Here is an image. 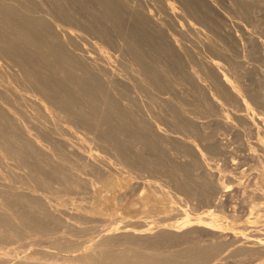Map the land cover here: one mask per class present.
<instances>
[{
	"label": "bare ground",
	"instance_id": "bare-ground-1",
	"mask_svg": "<svg viewBox=\"0 0 264 264\" xmlns=\"http://www.w3.org/2000/svg\"><path fill=\"white\" fill-rule=\"evenodd\" d=\"M249 2L250 0H124V7L130 18L148 31L146 39L144 40L149 41L148 43H151L156 50H160L161 53H163L161 56L165 57L171 64H174L171 65L173 67L170 73L171 79H169L165 76L167 72L165 70L167 68L165 67L168 66L165 62H163L165 63L164 65L157 64L159 67H162L159 69L154 62H151L149 59L147 60V57H145L146 53H142L143 48L141 44L144 43V40L142 43L139 42L140 40L137 41L138 39L136 36L138 35L135 34L136 31L121 37V39H118L117 43L118 51L121 53L119 56L123 57V60L125 59V61L128 62L127 65L130 69L128 73L131 74L127 76L129 74H121L119 71L120 69H118L119 67L117 65L115 66L116 63L119 64V66L121 64L120 60H122V58H119V53L117 54V60L115 59L116 63L112 61V55L110 56L112 52L107 50L106 54L110 52L107 56L103 53L104 51L102 52V49L105 51L106 49L101 45L99 54H91L88 48L84 45L82 46V43L80 44L79 38H81V36L76 32L78 28L75 31L72 30V27H68L70 24H67V27L62 26L57 21L54 11L50 8L51 6H47L44 0H0V167L10 174L8 176L6 175L7 177L4 178L5 181L1 180V194L5 193L10 195V197L14 196L22 199L24 198L23 200L26 199V201L28 200L32 206H36L39 209H37V213L44 205L50 212H54L53 214L57 213L58 216L60 215L59 217L64 216L65 218H62L67 219L68 222H66L73 225V229L74 227L77 228V225L70 222V219L75 220L78 219L79 216L83 217L84 211L89 213V211H87V209L90 208L89 206L88 208L78 206L80 209L77 208V211L74 212L75 210L72 209V211L71 208L69 209L67 207L69 206L66 202L67 199H62V202L53 200L56 203L54 204L52 200L50 201L49 198L41 193L44 192L43 188L47 185H50V187L52 186L51 188H55L56 191L63 192L65 191L63 189H71L73 194L76 192L79 193L80 189H82L80 184L82 182L79 181L85 179V177L82 179L83 177L81 178L79 173L84 169H81L79 173H77L78 167L76 169V165L67 164L68 166L64 168L67 172L62 171L66 172L68 177L70 176L72 180L76 181L74 183L68 181L66 185L61 182V179L60 182L55 181L50 183L45 179H34L33 170L35 169L32 170L33 167L30 169V162H32L30 159L34 154H37L48 157L51 161L58 164L60 160L62 165H64L61 155L65 153L76 162H85L91 169L94 168L92 170L97 171L99 169L100 172H104L103 174L113 176V173L118 170L107 158L102 156L105 152L103 151L104 153L100 155L96 153V151L93 152L94 149L92 150L90 148L91 146L87 145V140L90 139L88 136L89 133L97 137V129L95 132L92 122L87 121L84 113L75 108L77 103L81 105L87 103V105L91 107L90 110L97 112L95 113L96 116L92 114L93 112H90V115L96 118L101 117L100 114L102 116H108V113L113 115V112L116 110L122 112L123 116L130 115L131 118V114L134 113V107H132L131 103L130 106L128 105L129 103L122 102V96L119 97L120 94L117 93L119 88L122 89L121 86L130 87V89L134 87L132 89H135L137 92L138 86L144 85L147 89L155 93L158 101L157 104H160L163 113L168 118H166L164 114H160L161 116L163 115L166 119H172L176 121V123L179 122L177 124H180L182 121L191 128L200 130L201 132V134H199L200 132H196L199 134L196 135L189 130L188 133L177 135L175 132L179 128L177 127L175 131V126L173 128L175 131L174 134H169L162 128V124L160 125L162 122L158 121L162 118L156 115L158 117L157 119L153 117L154 115H149V113L146 112L148 109L143 110L144 112L141 111L142 118L138 117L140 119L137 124L138 130L142 132L149 130L152 132L153 136L164 141L166 144L175 142L179 145V148L180 146L184 148V151L181 150L184 153L183 156L179 157L186 160L185 162L188 164V166L186 164L187 167H189V165L192 167L193 170L191 169V171L195 173V178L197 177L198 179L200 189H198L200 191V197H198L199 199L201 198V200H198L197 202L199 203L195 204V200L198 199L195 197L193 201L194 204L191 205L193 206L192 210L185 209L181 204V206L179 205L182 200V198H179L180 196L178 197L177 195L176 199H172L173 197H164L167 195L165 191L166 186H163L165 188L163 191L160 188L161 185L159 182L153 184L154 182L148 181L145 184L143 181V183H141L143 184V188L148 185V187L145 188L151 191L152 188L150 189V187H154L158 189L157 192L163 195L158 196L156 193H153L155 196L152 195V198H156L157 201H163L161 210L166 216L157 222H148V219L145 220L146 218L135 221L130 219V222L128 220L126 223L123 222L122 225H115L112 229L99 230L96 232V237L91 239V243L83 249L82 253L69 258L73 260L70 263L74 264V261L76 260L77 262L78 260L81 262H78V264H216L222 262L226 258H232L237 261L256 258L259 261L258 264H264V95H262L263 92L258 95L255 86L249 84L247 81L246 75L248 71H251V69H249L251 65L248 67V64L245 63L246 56L254 49L261 51L264 57V41L263 39L261 40V38L259 39L246 25L251 13ZM121 7H123V4ZM119 14L121 13H118V17L120 16ZM69 18H71V16ZM132 23L133 22H131V24ZM129 26L131 25L129 24ZM95 33L104 46L107 43L106 41H110V39L108 40L106 37V33ZM144 36L145 35H143V37ZM139 37L141 39V35ZM156 50L155 52H157ZM110 57L112 59H110ZM153 57L151 59L157 62V59ZM126 72L124 74H126ZM261 72V77L264 78V71ZM258 89L260 90L261 88ZM73 91L77 92L78 94H75L81 96L82 99H74L72 97L73 94H71ZM191 92H197L200 98H196L194 94L190 98ZM125 98L127 100V97ZM134 99H132V101ZM148 100L149 99L146 100L145 98L143 101L148 102ZM137 102L138 100L135 103L138 104ZM145 102L142 103L144 104ZM143 104H140V106ZM150 104H152V102ZM150 104L148 106L151 108L152 105ZM138 105H135V107ZM153 106L155 105L153 104ZM154 110L157 109L154 107ZM159 111L158 109L157 113L154 112L158 114ZM112 115L109 116L110 119L112 117L116 119V116ZM115 115L118 114L116 113ZM100 119L102 120V118ZM210 120H219L223 131L233 135L239 146L233 147L236 142L232 141V138L228 139L227 142H223L219 134L211 133L209 131ZM116 122L119 121L116 120ZM128 122L129 121H127V123ZM215 122L216 121H214V123ZM167 125L169 124L167 123ZM164 126L165 125H163V127ZM177 126L180 127V125ZM168 127L170 128V126ZM78 128L84 129L88 134L84 132H82L83 134L79 133L80 131L77 130ZM122 128V131L124 130L122 133L124 134L127 127H125V129L124 127ZM180 130H182L181 127ZM187 131L188 130L185 129L184 132ZM100 132H102V130ZM128 132H126V135L132 133ZM131 138L135 140L137 137L135 135V139L134 136H131ZM156 138L153 140H156ZM107 139L109 138L106 137L105 141L100 143L107 144L108 141L110 142V140ZM133 140H131V143ZM123 141L126 143L125 140ZM112 144L114 143L112 142ZM149 145L151 144L149 143ZM172 145L171 143V146ZM137 146L139 147L140 145ZM163 146L165 147L164 144ZM172 147L174 148V146ZM58 148L63 151L61 154L59 153L61 150L58 151ZM139 148H141V146ZM133 150L135 151V148ZM170 151L176 153V150L170 149ZM175 153L169 157H173ZM177 155H179V152H177L176 156ZM123 157L119 156V158ZM174 157L173 159L175 160ZM151 161L153 160L151 159ZM167 161L169 160L166 159V163ZM68 162L71 163V161ZM133 162L134 160L131 163ZM182 162L184 161L182 160ZM183 164L184 163L181 165ZM1 170L0 175L2 174ZM181 172H183V170ZM190 173H188V175ZM63 176L64 180L67 179L65 178L66 174ZM119 177H116L115 181L113 180L115 191L116 188H126L129 185H127L126 179H119ZM126 177L127 176H125V178ZM0 179H2L1 176ZM157 179H159V177ZM86 181L87 179L84 180V185ZM151 181L153 180L151 179ZM90 182L86 183V192L94 197L97 192L93 190L94 187ZM186 182H188V180ZM34 183H36V185ZM138 183L137 187L140 185V182ZM134 184L136 186V183ZM191 185L194 188L193 184ZM137 187L133 188L137 189ZM140 187H138V189ZM183 187L185 186L183 185ZM189 187L192 191L193 188L191 186ZM131 188L132 186H130V189ZM185 188L187 189V187ZM185 188L182 189L186 190ZM48 190L50 191V188H48ZM68 190L66 193H69ZM196 191L197 190H195V192ZM195 192H191V194L193 195ZM144 193H140L141 199ZM184 193L186 194V192ZM50 194L52 195V193ZM8 195L7 197H9ZM190 197L194 198L193 196ZM239 197H241L242 200L237 202ZM188 199L189 198H187V200ZM166 200H169V202L167 201L166 203ZM26 201H24L25 206L27 205ZM38 201H44L41 207L38 206ZM69 201L73 200L69 199ZM20 202L21 204L19 205H22L23 202ZM30 203L29 206L31 205ZM0 207L3 209L1 205ZM26 207L28 208V206ZM81 208L84 210L83 212ZM98 209H96L95 205L89 209L91 210L90 214H92V217H95L93 215L98 216ZM4 210L6 211V209ZM145 212H149V210L146 209ZM57 214H55V216ZM90 214H84L85 218L88 216L91 217ZM8 215H11V213ZM10 218L16 221L15 217L13 218V216H11ZM22 220L23 219H21V222ZM64 223L63 226H65ZM97 227H95L94 231H96ZM32 232H34V230ZM157 236H160L162 239L166 238L169 242L171 241L169 239L175 240L173 238L184 239V244L187 247L180 248V250L177 251H168L167 249L166 251L159 246L156 247L153 243L154 247L151 245V247H146L143 250L140 249L142 251L138 250V252L134 248L136 246L133 247V244L130 242L135 240L144 241L143 239L146 240L148 238L154 239V237ZM117 238H125L124 240L130 243L125 242L119 244L117 242V244L116 241H113ZM67 239L69 238H66V241H68ZM155 241L156 239L151 242ZM112 242L116 244H112ZM158 242L160 245L161 242ZM163 243L160 246L166 245V242ZM147 244L148 242L146 245ZM143 245L145 244H142V246ZM69 249L71 250V248ZM49 255L50 252L48 256ZM55 259H57V257ZM66 259L68 260V258ZM31 260L32 259H30V261ZM20 261L21 264H26L27 262H24V258L23 262L21 259ZM2 264L7 263L2 262Z\"/></svg>",
	"mask_w": 264,
	"mask_h": 264
},
{
	"label": "rangeland",
	"instance_id": "rangeland-1",
	"mask_svg": "<svg viewBox=\"0 0 264 264\" xmlns=\"http://www.w3.org/2000/svg\"><path fill=\"white\" fill-rule=\"evenodd\" d=\"M45 1V3H47V6H51L50 8L54 11V13H55V16H56V19H57V21L62 25V26H65V27H67L66 25L67 24H70V25H68V27L70 26V28L72 27V30H77V28H78V30L76 31L78 34H80V36H81V38H79V42H80V44L83 46H85L86 48H88V50H90L91 51V54H99L100 53V45L101 46H103L105 49H106V51L105 50H103L102 49V52L103 53H107V50L108 51H110V52H112V53H110V52H108V54L110 53V56L111 57H113V62L114 63H116V60H117V58H118V56L121 54L119 51H118V39H121V37H124L126 34H128V33H134V31H136L135 32V34L136 35H138V36H136V38L138 39L137 41H139L140 43H142L143 42V40L144 39H146V36H147V33H148V31L147 30H145L139 23H137L135 20H133V19H131L130 18V16H129V14L127 13V11H126V9H125V7H124V5H125V3H124V0H44ZM54 1V2H53ZM100 1H101V3H100ZM114 1V2H113ZM119 1V2H118ZM132 1H139V0H132ZM48 2H49V4H48ZM96 2V3H95ZM99 2V3H98ZM106 2H107V5H106ZM58 3V4H57ZM123 4V7H121L122 6V4ZM111 4V5H110ZM116 4V5H115ZM94 5V6H93ZM71 6V7H70ZM73 6V7H72ZM99 6H102V7H104V8H102V7H99ZM54 8V9H53ZM118 8V9H117ZM249 8H250V16H249V18H248V21L246 22L247 24V27L249 28V30L250 31H252L253 33H255V35H257V37L260 39L261 38V40L263 39V41H264V25H263V23H264V0H250V2H249ZM57 10H59V11H57ZM65 10V11H64ZM64 11V12H63ZM94 11V12H93ZM98 11V12H97ZM103 11V12H102ZM122 11V12H121ZM60 12V13H59ZM91 12H93V13H91ZM118 13H121V14H119L120 16V18L118 17ZM261 13V14H260ZM61 14V15H60ZM67 14V15H66ZM100 14H101V16H100ZM109 14H110V18H109ZM127 14V15H126ZM69 15V16H68ZM74 15V16H73ZM96 15V16H95ZM105 15V16H104ZM108 15V16H107ZM63 16H65V17H63ZM71 16V18H69ZM107 16V17H106ZM124 16H125V18H124ZM75 17V18H74ZM112 17H113V19H112ZM114 17H115V19H114ZM251 17V18H250ZM74 18V19H73ZM97 18H98V20H97ZM63 19V20H62ZM128 19V20H127ZM71 20V21H70ZM100 20V21H99ZM115 20H116V22H115ZM119 20V21H118ZM122 20V21H121ZM251 20V21H250ZM259 20V21H258ZM68 21H70V22H68ZM255 21V22H254ZM90 22V23H89ZM107 22V23H106ZM131 22H133L132 24H131ZM104 23V24H103ZM93 24V25H92ZM129 24L131 25V26H129ZM99 26V27H98ZM113 26H115V27H113ZM141 26V27H140ZM254 26V27H253ZM263 26V27H262ZM111 27V28H110ZM132 27H134V28H132ZM142 28V29H141ZM113 29V30H112ZM120 29H122V30H120ZM132 29V30H131ZM135 29V30H134ZM262 29V30H261ZM110 31V32H109ZM111 31H113V32H111ZM95 32H102V33H106V37L108 38V40L110 39V41H106L107 43L105 44V46L103 45V44H101L102 43V41L98 38V35L95 33ZM140 32V33H139ZM145 32H146V34H145ZM112 33V34H111ZM117 34V35H116ZM123 34V35H122ZM83 35V36H82ZM108 35H110V36H108ZM141 35V39H140V36ZM143 35H145L144 37H143ZM120 36V37H119ZM263 36V37H262ZM95 37V38H94ZM81 40V41H80ZM100 40V41H99ZM96 42V43H95ZM149 41H145L144 40V45L143 44H141V47L145 50V52H144V50L142 49V53H146L145 54V57H147V60L149 59V60H151V62H154L155 64H156V66H158V65H164L165 63L169 66H167V67H165V68H167V69H165L167 72H166V74H165V76H167V78H169V79H171V75H170V73H171V71H172V67L173 66H171L172 64H171V62L170 61H168L165 57H163V56H161V55H163V53H161V51L160 50H156L155 49V47H153V45L150 43H148ZM108 43H110V44H108ZM143 45V46H142ZM149 45V46H148ZM93 46V47H92ZM145 47V48H144ZM153 47V48H152ZM148 49V50H147ZM151 51H150V50ZM155 50L157 51V52H155ZM256 50V51H255ZM93 52V53H92ZM117 52V53H116ZM256 52V53H255ZM116 53V54H115ZM119 53V54H118ZM153 55H152V54ZM159 53V54H158ZM253 53V54H252ZM108 54H106L107 56H108ZM117 54H118V56H117ZM152 56H151V55ZM114 55V56H113ZM154 55H156V56H154ZM142 56H143V54H142ZM149 56H151V57H149ZM154 56V57H153ZM110 57V59H112ZM121 56H119V58H120ZM154 58V59H157L156 61L157 62H155V60H153V59H151V58ZM161 57H163V58H161ZM122 58V60H120V66H119V64H115V66L117 65L118 67V69H120L119 71L121 72V74H123V75H127V74H129L128 73V70H129V72H130V69H129V67H128V65H127V61H125V59L123 60V57H121ZM120 58V59H121ZM161 58V59H160ZM249 58V59H248ZM116 59V60H115ZM160 59V60H159ZM163 59H165V60H163ZM256 59V60H255ZM248 60V61H247ZM158 61H159V63H158ZM162 62V63H161ZM163 62H165V63H163ZM170 62V63H169ZM249 62V63H248ZM257 62V63H256ZM114 63H113V65H114ZM125 63H126V65H125ZM170 65H169V64ZM245 63L246 64H248V67L250 66V68L249 69H251V71H248V73H247V81L249 82V84H251V85H253V86H255V88H256V92H258L257 94L259 95V93L261 94L262 92V95H264V78L263 77H261L262 75V72L261 71H264L263 69H264V57H263V53L261 52V51H259L258 49H254L250 54H248L247 56H246V58H245ZM158 64V65H157ZM174 65V64H173ZM254 66V67H253ZM159 67V66H158ZM252 67V68H251ZM122 68H123V70H122ZM162 67H159V69H161ZM258 68V69H257ZM263 68V69H262ZM123 72H122V71ZM125 70V71H124ZM127 71V72H126ZM126 72V74H124ZM259 72H261V73H259ZM251 73V74H250ZM131 74V73H130ZM130 74L129 75H127V76H130ZM163 74H164V70H163ZM256 75V76H255ZM170 76V77H169ZM251 76V77H250ZM249 77V78H248ZM252 77H254V78H252ZM256 77V78H255ZM260 80V81H259ZM252 82V83H251ZM259 82V83H258ZM260 85V86H259ZM121 88L122 89H120V90H122V91H120L119 89H118V91H117V93H119L120 94V96L119 97H121L122 96V98L124 99H122L121 98V100H122V102L123 103H129L128 105H130V103H131V105H132V107H134V113L133 114H131V118H130V115H124L123 116V113L122 112H119V110H116L115 112H113L114 114L112 115L111 113H108V116L107 115H101L100 113H98V114H100V116L101 117H94L93 115H95L96 116V114L95 113H97V112H94L93 110H90V105L88 106L87 105V103H85V104H83V105H81V104H79V103H77L76 104V110H79V111H81L82 113H84V116H85V119L87 120V121H89V122H92V125H93V129H94V131L96 132V129H97V137H96V135H94V134H91V133H89V137H90V139L89 140H87V145L88 146H91L90 148L93 150V152H95L96 151V153H99L100 155H102L104 152V154L102 155V156H104L105 158H107L115 167H116V169L119 171V170H121V171H117V172H114L113 173V176L112 175H107V174H103L104 172L103 171H101L100 172V170L98 171H95V170H92V169H94V168H92L91 169V167L90 166H88V165H86V163L85 162H76V161H74L72 158H70L68 155H66L65 153L63 154L62 152V150H61V152H59L60 154L62 153V157H63V164L64 165H62V162L59 160V164L58 163H55L54 161H51L50 160V158H48V157H43V156H41V155H37V154H34L33 155V157L30 159V161H32V162H30V169L32 168V170L33 169H35L36 170V172H35V170H31L32 172H33V177H34V179H37V180H42V179H45V180H47V181H49L50 183L51 182H55V181H58V182H60V179H61V182L62 183H64L65 185L66 184H68V181H70L71 183L73 182H75L76 180H72L71 178H70V176L68 177V174L66 173L67 171L64 169V168H66L68 165L67 164H73L74 166L76 165V169H77V167H78V169H77V173H79V171L81 170V169H84L83 171H80V173H79V176L82 178V179H84V177H85V179H87V181H86V183L87 182H90V180H91V182H93V183H91L90 182V184L95 188H93V190H96V192L98 193H96L97 194V196H96V194L94 195V197L93 196H91V194H87V192H86V183H85V185H84V180L83 181H79V182H82V183H80L81 184V188L82 189H80V192L79 193H74L73 194V192L71 191V189L70 190H68V192L69 193H66V189H63V190H65V191H63V192H61V191H56L55 190V188H51L50 187V185H47L46 187H44L43 188V190H44V192L43 193H41V194H43L44 196H46L47 198H49V200L51 201L52 200V202L54 203V204H56L53 200H58V202H60L62 199L63 200H68L69 201V199H71V200H73V201H67L66 200V202H67V204L69 205V206H67L66 204V206L70 209L71 208V210L73 209V210H75L74 212H76L77 211V208H78V206H81L82 208H88V206L90 207V208H88L87 209V211H89V213H86L82 208V212H83V217H81V216H79V218L81 219V218H83V219H70V222H72V223H75L76 225H77V228L76 227H74V229H73V225H70L69 223H67L68 221H67V219H63V218H65L64 216H62V217H59L58 216V214L57 213H55V214H57L56 216H55V214H53L54 212H50L44 205H43V202L41 201V202H39V205L38 206H42L41 207V209H40V211L37 213V211L39 210L36 206V208L34 207V206H32V204L28 201H26V199L25 200H23L22 198H20V197H14V196H11L10 197V195H8V194H5V193H2L1 194V192H0V205L3 207V209L0 207V243L2 244H0V249H2V250H0V264H2V262L3 263H7V264H21V261H20V259L22 260V262H23V258H24V262H26L28 259V261L26 262V264H72V263H70V262H72L73 260H70L69 258H71V257H74V256H77V255H79L80 253H82V251H83V249L85 248V247H87L90 243H91V239H94L95 237H96V235H97V233L96 232H98L99 230H104V229H112V228H114L115 227V225H117V226H119V225H122V223L124 222V223H126V222H128V220H129V222L132 220V221H135V220H138V219H141V220H143V219H145V220H147L148 222H157V221H159V220H161V218H163V217H165L166 215H165V213H163V211L161 210L162 209V207H163V201H160V200H158L157 201V199L156 198H152V195H154L155 196V194H153V193H156V195H158V196H163L162 194H160V192H157L158 191V189H155L154 187H150V189L152 188V190L150 191V190H147L146 188L148 187V185H147V187L145 188H143V184H141V183H143V181H144V183L146 184L148 181L149 182H154L153 184H156L155 182H159L160 183V185H161V189L164 191V189H165V191L167 192V195L166 196H164V197H167V198H169V197H173L172 199H176V196L178 195V197L179 198H182V200L180 201V203H179V205L181 204L182 206H183V208H185V209H189V210H192V207L193 206H191V205H193L194 204V200H195V197H196V199L197 200H195V204H198L199 202H197L198 200L200 201L201 200V198L199 199V197H200V189H199V183H198V179H197V177L195 178V173L193 172V171H191V169H192V167L189 165V167H187L188 166V164L185 162L186 160L185 159H183V158H181L182 156H183V152L182 151H184V148L182 147L181 148V146H180V148H179V145L177 144V143H175V142H171L173 145L172 146H174V148L171 146V143L169 142V144L167 143H165L164 141H162V140H160V139H158V138H156L155 136H153V134H152V132L151 131H141V130H138L139 128H137V124L139 123V118H142V112H144L143 110H147L146 112H148L149 113V115H154L153 117H155V118H157L158 119V117L159 118H162L161 120L159 119L158 121H160V122H162V123H160V125L162 124V128L163 129H165L169 134H174V132L176 131V128L178 127L179 129H177V131L175 132V133H177V135H180V134H184V133H188L189 132V130L190 131H192V132H194L196 135L200 132V130H196V129H194V128H191L190 126H188L187 124H185L184 122H180V124H177V123H179V122H177L176 123V121H174V120H172V119H166V118H168L164 113H163V111H162V109H161V107H160V104H157L158 103V101H157V98H156V95H155V93L154 92H152L151 90H149V89H147V87H145L144 85H140V86H138V88H137V92H136V90L135 89H132V88H134V87H132L131 89H130V87H122L121 86ZM142 88V89H141ZM258 88H261L260 90L258 89ZM140 89V90H139ZM145 90H147V91H145ZM259 90V91H258ZM125 91V92H124ZM121 92H122V94H124V95H122L121 94ZM78 94L77 92H74L73 91V93L71 92V94H73L72 95V97L74 98V99H82L81 98V96H78V95H76V94ZM129 94V95H127V94ZM194 94V96L196 97V98H200V95L197 93V92H191V96H189L190 98L192 97V95ZM78 96V97H77ZM142 96H144L145 98H146V100L147 99H149L148 100V102H152V104H150V103H148L147 101L145 102V101H143V100H145V98L144 97H142ZM125 97H127V100H129V101H127L126 100V98ZM135 98V99H134ZM138 98V99H137ZM143 98V99H142ZM131 99V100H130ZM132 99H134L133 101H132ZM140 99H141V101L142 102H145L144 104L140 101ZM153 99V100H152ZM192 99H194V98H192ZM192 99H190V100H192ZM138 100V104L140 103V104H143V105H141L142 106V108H141V106H140V104L138 105V104H136L135 102ZM125 101V102H124ZM130 101H132V102H130ZM135 101V102H134ZM156 101V102H155ZM134 104V106H133V104ZM146 103H148V104H146ZM152 105L151 106V108L148 106V105ZM153 104L155 105V106H153ZM130 105V106H131ZM135 105H138V106H140V107H138V106H136L135 107ZM80 106V107H79ZM86 106V107H85ZM89 108H88V107ZM153 107V108H152ZM154 107H155V109H157V110H154ZM157 107V108H156ZM144 108V109H143ZM151 109H153L156 113L158 112V109L160 110L159 111V113L158 114H156L153 110H151ZM88 110H90V111H88ZM136 110V111H135ZM140 111V112H139ZM142 111V112H141ZM90 112L93 114V115H90ZM202 112V111H201ZM89 113V114H88ZM118 114V115H115V114ZM137 115H136V114ZM139 113V114H138ZM155 113V114H154ZM97 114V115H98ZM110 114V115H109ZM122 114V115H121ZM160 114H164V116H166V118L164 119ZM116 116L115 118L116 119H114V117H112L111 119H110V117L109 116ZM158 117H157V116ZM94 117V119L97 121H95L94 119H93V117ZM99 116V115H98ZM104 116H106V117H104ZM119 118H118V117ZM129 118H128V117ZM92 117V118H91ZM103 117H104V119H103ZM108 117V118H107ZM122 118V120H121V118ZM126 117V118H125ZM136 117V118H135ZM139 117V118H138ZM100 118H102V120L100 119ZM118 118V119H117ZM100 119V120H99ZM106 119H107V121H106ZM129 119H131V120H129ZM116 120H118L119 122H116ZM125 120H127V121H129L128 123H127V121H125ZM137 120H138V122H137ZM122 121H123V123H122ZM213 120H210L209 122H210V124H209V131L211 132V133H213V134H219V136L221 137L220 139L223 141V142H227L228 141V139H230V138H232L231 140L232 141H234V142H236L235 141V138L233 137V135H230L229 133H225L224 131H223V129L221 128V126H220V121L219 120H214V121H216L215 123H214V121L212 122ZM218 121V122H217ZM116 122V123H115ZM121 122V123H120ZM163 122H164V124H163ZM166 122V123H165ZM169 122H171V123H169ZM102 123V124H101ZM167 123L169 124V125H167ZM183 123V124H182ZM218 123V124H217ZM124 124V125H123ZM176 124V125H175ZM96 125V126H95ZM163 125H165L164 127H163ZM167 125V126H166ZM177 125H180V127H181V129L182 130H180V127L179 126H177ZM182 125V126H181ZM186 127H185V126ZM168 126H170V128L168 127ZM176 126V127H175ZM213 126V127H212ZM220 126V127H219ZM99 127V128H98ZM122 127H124V129H125V127H127L125 130V135L122 133L123 131H122ZM175 127V131H174V128ZM188 127V128H187ZM103 128V129H102ZM109 128V129H108ZM169 130H168V129ZM172 128V129H171ZM183 128H184V130H183ZM221 128V129H220ZM100 129V130H99ZM120 129V130H119ZM128 129V130H127ZM131 129V130H130ZM185 129L186 130H188L187 132H184L185 131ZM219 129H220V131H219ZM78 131H80L79 133H82V132H84V133H87L88 134V132H86L84 129L82 130L81 128H78L77 129ZM102 130V132H100ZM135 130H136V132H135ZM171 130V131H170ZM173 130V131H172ZM196 130V131H195ZM129 131V132H128ZM179 131V132H178ZM181 131V132H180ZM126 132H128V133H130V132H132L131 134H127L126 135ZM196 132H198V133H196ZM224 132V133H223ZM122 133V134H121ZM83 134V133H82ZM106 134H107V136H106ZM108 134H109V136H108ZM113 134V135H112ZM115 134V135H114ZM132 134H135L136 135V137L137 138H139L140 139V136H141V139L139 140V139H135V135H132ZM199 134H201V132L199 133ZM198 134V135H199ZM79 135H81V134H79ZM128 135H129V137H128ZM107 138H109V139H107V140H110V142L112 141L114 144H112V142L110 143L109 141L107 142V144L106 143H100V142H103V141H105V139H106V137ZM115 136V137H114ZM128 138H127V137ZM131 136H134V139L135 140H133L132 138H131ZM146 138H144V137ZM105 138V139H104ZM131 138V139H130ZM143 138H144V140H143ZM156 138V140H153V139H155ZM106 140V141H107ZM123 140H125L126 141V143L123 141ZM129 140H130V142H129ZM131 140H133V142L131 143ZM137 140H139V141H137ZM145 140H148V141H145ZM159 140H160V142H159ZM89 141H91V142H89ZM117 141V142H116ZM129 142V144H128V142ZM142 141V142H141ZM144 141V142H143ZM154 141H156V142H154ZM89 142V143H88ZM145 142H149L151 145H149V143H145ZM163 142V143H162ZM111 144V145H109V144ZM130 143H131V145H130ZM134 143V144H133ZM137 143V144H136ZM143 145H142V144ZM119 144V145H118ZM126 144V145H125ZM136 144V145H135ZM163 144L165 145V147L163 146ZM235 145H233V147H238L239 145H238V143L236 142V143H234ZM96 145V146H95ZM98 145V146H97ZM102 145H104V146H102ZM108 145H109V147H108ZM113 145H114V148H113ZM117 145V146H116ZM137 145H140L141 146V148H139ZM145 145V146H144ZM148 145V146H147ZM120 146V147H119ZM129 146H131L133 149L135 148V151L131 148V147H129ZM143 146V147H142ZM167 146H168V148H167ZM97 147V148H96ZM116 147V148H115ZM119 147V148H118ZM127 147H128V149H127ZM148 147V148H147ZM154 147V148H153ZM172 147V148H171ZM118 148V150L116 151V149ZM152 148V149H151ZM166 148V149H165ZM172 150H176V153L175 152H172V151H170V149ZM106 149V150H105ZM115 149V150H114ZM137 149H139V150H137ZM148 149V150H147ZM150 149V150H149ZM59 150V148H58V151H60ZM102 150V151H101ZM153 150V151H152ZM182 150V151H181ZM104 151V152H103ZM181 151V152H180ZM131 152V153H130ZM134 152V153H133ZM146 152V153H145ZM157 152V153H156ZM159 152H161V153H159ZM177 152H179V155H177L176 156V154H177ZM167 153H169V154H167ZM175 153V160L173 159V157L171 156V158H172V161H171V158L169 157L170 155H172V154H174ZM182 153V154H181ZM125 155L124 157L123 156H121V155ZM127 154H128V156H127ZM130 154V155H129ZM145 154V155H144ZM162 155V156H160V155ZM139 155V156H138ZM119 156L120 157H123V158H119ZM142 156V157H141ZM149 156V157H148ZM160 156V157H159ZM179 156H181V157H179ZM158 157V158H157ZM166 158L167 160H169V161H167V163H166V159H164V158ZM147 158V159H146ZM157 158V159H156ZM159 158H162V159H159ZM169 158V159H168ZM44 159V160H43ZM67 159H68V161H71V163H69L68 161H67ZM111 159V160H110ZM151 159L153 160V161H151ZM156 159V160H155ZM62 160V159H61ZM64 160H65V162H64ZM119 160V161H118ZM123 160V161H122ZM134 160V162L133 163H131L132 161ZM178 160H180V161H177ZM182 160L184 161V162H182ZM42 161V162H41ZM115 161V162H114ZM122 161V162H121ZM143 161V162H142ZM52 162V163H51ZM68 162V163H67ZM114 162V163H113ZM117 162V163H116ZM130 162V163H129ZM150 162V163H149ZM181 162V163H180ZM36 163V164H35ZM174 165H173V164ZM182 163H184L183 165H181ZM55 164V165H54ZM66 164V165H65ZM122 164V165H121ZM125 164V165H124ZM178 164V165H177ZM186 164H187V166H186ZM47 165V166H46ZM170 165V166H169ZM38 166V167H37ZM57 166H58V168H57ZM65 166V167H64ZM151 166V167H150ZM184 166V167H183ZM44 167V168H43ZM48 167V168H47ZM79 167H81V168H79ZM133 167V168H132ZM136 167V168H135ZM138 167V168H137ZM153 167H154V170H153ZM182 167V168H181ZM1 168V167H0ZM53 168V169H52ZM88 168V169H87ZM124 168V169H123ZM144 168V169H143ZM184 168V169H183ZM2 169V168H1ZM0 169V170H1ZM40 169V170H39ZM44 169V170H43ZM58 169H59V172H58ZM101 169V168H100ZM129 171H128V170ZM149 169V170H148ZM66 171V172H63V171ZM88 170V171H87ZM92 170V171H91ZM183 170V172L184 173H186V174H184L183 172H181ZM193 170V169H192ZM30 171V172H31ZM94 171V172H93ZM124 171H126V172H124ZM135 171V172H134ZM6 174H5V173ZM38 172V173H37ZM47 172V173H46ZM58 172V173H57ZM82 172H85V173H82ZM90 172H91V174H90ZM130 172V173H129ZM134 172V173H133ZM142 172V173H141ZM144 172V173H143ZM145 172H147V173H145ZM177 172H178V174H177ZM181 172V173H180ZM190 173L189 175H190V177H189V175H188V173ZM1 178L2 179H0V183H1V180H3V181H5L4 180V178H6L8 175H10V174H8V172L5 170V169H2L1 170ZM126 173V174H125ZM162 173V174H161ZM5 174V175H4ZM34 174H36V175H34ZM39 174V175H38ZM60 174V175H59ZM66 174V176H65V178H67V179H63V175H65ZM83 176H82V175ZM85 174V175H84ZM88 174V175H87ZM93 174V175H92ZM102 174V175H101ZM119 174V175H118ZM131 174V175H130ZM149 174H151V175H149ZM183 174V175H182ZM7 175V176H6ZM121 175V176H120ZM143 175V176H142ZM156 175V176H155ZM171 175V176H170ZM3 176V177H2ZM92 176V177H91ZM104 176V177H103ZM114 176H116L117 178L119 177V179H126L125 181L127 182V187L125 188H119V189H117L116 188V191H115V184L113 183L114 181H115V178L116 177H114ZM124 176V177H123ZM125 176H127L126 178H125ZM173 176V177H172ZM193 176V177H192ZM159 177V179H157ZM179 177H181V178H179ZM187 177V178H186ZM57 178V179H56ZM70 178V179H69ZM95 178H97V179H95ZM103 178V179H102ZM133 180H132V179ZM163 178V179H162ZM190 180H189V179ZM191 178H192V180H191ZM81 179V180H82ZM89 179V180H88ZM151 179L153 180V181H151ZM161 179V180H160ZM186 179V180H185ZM194 179H196V180H194ZM52 180H54V181H52ZM102 180V181H101ZM114 180V181H113ZM128 180V181H127ZM130 180V181H129ZM141 180V181H140ZM155 180V181H154ZM157 180V181H156ZM164 180V181H163ZM171 180V181H170ZM184 180H185V182L188 180V182H186V183H188V184H186L185 182H184ZM2 181V182H3ZM65 181V182H64ZM136 181H138V182H140V185L138 186V187H140L139 189H138V187H137V184H139L138 182H136ZM193 181V182H192ZM67 182V183H66ZM70 182H69V184H70ZM99 182H100V185H99ZM129 182H131V183H129ZM181 182H183V183H181ZM192 182V183H191ZM198 183V185H197V183ZM134 183H136V186H135V184ZM186 185H185V184ZM35 185H36V183H34ZM94 184V185H93ZM191 184H193V186H194V188L192 187V185ZM20 185H22V184H20ZM169 185V186H168ZM180 185H182V186H180ZM183 185L185 186V187H187V189L185 188V187H183ZM191 186L192 188H193V190L191 191V188L189 187V186ZM130 186H132V190L130 189ZM163 186H166L165 188L163 187ZM175 186V187H174ZM84 187V188H83ZM109 187V188H108ZM133 187H137V189L136 188H133ZM48 188H50V191L48 190ZM113 188V189H112ZM143 190H142V189ZM185 188L186 190H183V189ZM109 189V190H108ZM125 189V190H124ZM145 189H146V192L144 193V191H145ZM156 191H155V190ZM188 189H190V190H188ZM199 189V190H198ZM131 190V191H130ZM136 190V191H135ZM195 190H197L196 192H195ZM57 193H56V192ZM99 191V192H98ZM138 191V192H137ZM153 191V192H152ZM179 191V192H178ZM83 192V193H82ZM149 192H151V193H149ZM184 192H186V194L183 193ZM191 192H195V194H191ZM48 193V194H47ZM50 193H52V195L50 194ZM60 193V194H59ZM131 193V194H130ZM140 193L142 194V193H144V196L146 197H144V196H142V199L140 198ZM159 193V194H158ZM190 193V194H189ZM69 194H71V195H69ZM86 194V195H85ZM107 194V195H106ZM146 194H147V196H149V197H147L146 196ZM148 194H151V195H148ZM189 194V195H188ZM7 195L9 196V197H7ZM69 195V196H68ZM130 195V196H129ZM133 195V196H132ZM170 195V196H169ZM174 195V196H173ZM107 196V197H106ZM151 196V197H150ZM187 196H189V197H187ZM190 196H193L194 198H192V197H190ZM199 196V197H198ZM4 197H5V199H4ZM61 197V198H60ZM64 197V198H63ZM91 197H92V199H91ZM98 197V198H97ZM128 197V198H127ZM15 198V199H14ZM18 198V199H17ZM57 198V199H56ZM59 198V199H58ZM69 198V199H68ZM81 198V199H80ZM88 198V199H87ZM145 198V199H144ZM187 198H191L190 199V201H189V199L187 200ZM4 199V200H3ZM85 199V200H84ZM138 201H137V200ZM19 200V201H18ZM62 200V201H63ZM187 200V201H186ZM242 200V198L241 197H239V199L237 200V202H239V201H241ZM20 201H22L23 202V204L22 205H19V204H21V202ZM24 201H26V203H27V205L26 206H28V208L25 206V203H24ZM61 201V202H62ZM160 201V202H159ZM167 201L169 202V200H166L165 202L167 203ZM183 201H184V203H183ZM189 201V202H188ZM5 202V203H4ZM35 202V201H34ZM101 202V203H100ZM104 202H105V205H104ZM107 202V203H106ZM116 202V203H115ZM162 202V203H161ZM29 203L31 204L30 206H31V208H30V206H29ZM81 203V204H80ZM149 203V204H148ZM190 203V204H189ZM84 204H86V205H84ZM95 205V207H96V209H98L99 207L100 208H102V209H98V216H96V215H93V216H95V217H92L91 215L92 214H90V212H91V210H89V209H91V207L92 206H94ZM115 206H114V205ZM161 204H162V206H161ZM20 207H19V206ZM23 205H24V207H23ZM77 205V206H76ZM145 205H146V207H145ZM180 205V206H181ZM22 206V207H21ZM103 206V207H102ZM117 206V207H116ZM135 206V207H134ZM152 206V207H151ZM157 206V207H156ZM6 207V208H5ZM145 207V208H144ZM189 207V208H188ZM11 208V209H10ZM156 208V209H155ZM4 209H6V211L4 210ZM38 209V210H37ZM78 209H80V208H78ZM146 209H148L149 210V212H145V210ZM154 209V210H153ZM72 210V211H73ZM1 211H2V213H1ZM33 211H36V212H33ZM154 211V212H153ZM100 212V213H99ZM11 213V215H8V214H10ZM23 213V214H22ZM35 213V214H34ZM3 214H4V216H3ZM41 214V215H40ZM84 214H87V215H89L90 214V216L92 217H86L85 218V216H84ZM102 214V215H101ZM100 215V216H99ZM152 215V216H151ZM9 216V217H8ZM11 216H13V218L15 217L16 218V221L15 220H12L10 217ZM26 216V217H25ZM32 216H34V217H32ZM44 216V217H43ZM24 217V218H23ZM47 217V218H46ZM59 217V218H58ZM103 217V218H102ZM141 217V218H140ZM35 218V219H34ZM61 218V219H60ZM119 218V219H118ZM121 218H122V220H121ZM21 219H23L22 220V222H21ZM40 219V220H39ZM87 219V220H86ZM95 219V220H94ZM100 219V220H99ZM131 219V220H130ZM134 219V220H133ZM155 219H157V220H155ZM37 220V221H36ZM79 220V221H78ZM90 220V221H89ZM97 220V221H96ZM4 223H3V222ZM19 221V222H18ZM24 221V222H23ZM67 221V222H66ZM75 221V222H74ZM88 221V222H87ZM101 221V222H100ZM122 221V222H121ZM17 222V223H16ZM35 222V223H34ZM62 222V223H61ZM65 222V223H64ZM79 222V223H78ZM86 224H85V223ZM97 222V223H96ZM7 223V224H6ZM19 223V224H18ZM63 223H64V225L65 226H63ZM100 223V224H99ZM79 224V225H78ZM102 224V225H101ZM33 225V226H32ZM49 225H51V226H49ZM94 225V226H93ZM107 225V226H106ZM27 226V227H26ZM54 226V227H53ZM67 226V227H66ZM83 226V227H82ZM99 228H98V227ZM116 226V227H117ZM5 227V228H4ZM12 227V228H11ZM61 227V228H60ZM65 227V228H64ZM95 227H97L96 228V231H94L95 230ZM106 227V228H105ZM7 228V229H6ZM25 228V229H24ZM42 228H43V230H42ZM47 228V229H46ZM100 228H102V229H100ZM46 229V230H45ZM98 229V230H97ZM12 230V231H11ZM14 230V231H13ZM34 230V232H32ZM45 230V231H44ZM65 230V231H64ZM92 230H93V232H92ZM17 231V232H16ZM26 231V232H25ZM38 233H37V232ZM71 231V232H70ZM5 232V233H4ZM16 234H15V233ZM70 232V233H69ZM88 232V233H87ZM94 232H95V234H94ZM2 233H3V235H2ZM10 233V234H9ZM64 233V234H63ZM68 233V234H67ZM53 234V235H52ZM88 234V235H87ZM90 234V235H89ZM42 235V236H41ZM56 235V236H55ZM29 236V237H28ZM44 236V237H43ZM55 236V237H54ZM66 236V237H65ZM78 236V237H77ZM92 236H94V237H92ZM2 237V238H1ZM72 237V238H71ZM80 237V238H79ZM66 238H69V239H67L68 241H66ZM88 238V239H87ZM158 238H159V240H158ZM34 239V240H33ZM36 239V240H35ZM40 239V240H39ZM47 239V240H46ZM78 239H80V240H78ZM123 238H117V239H115V240H113L114 242L116 241V243L118 242L119 244L120 243H125V242H128V243H132L133 244V247L134 246H136V247H134L137 251L139 250V251H142L144 248H146V247H151V245H152V247H154L153 246V243H154V245L157 247V246H159L160 248H162L163 250H171V251H177V250H180V248L182 249V248H184V247H187L184 243H185V241H184V239H176V238H173V239H175V240H172V239H169V240H171L170 242L168 241V240H166V238H161L160 236H157V237H154V239H152V238H148V239H143L144 241H142V240H135V241H127V240H122ZM156 239V241L155 242H151V241H154ZM168 239V238H167ZM43 240V241H42ZM64 240V241H63ZM78 240V241H77ZM160 241L161 243H160V245L164 242H166V245H162V246H160L159 245V242L158 241ZM178 240V241H177ZM5 241V242H4ZM40 241V242H39ZM41 241H42V243H41ZM58 243H57V242ZM77 241V242H76ZM85 241H86V243H85ZM122 241H124V242H122ZM148 242V244L146 245V243ZM168 241V242H167ZM183 241V242H182ZM11 244H10V243ZM63 242V243H62ZM114 242H112V244H116V243H114ZM143 242V243H142ZM146 242V243H145ZM174 242V243H173ZM24 243V244H23ZM30 243V244H29ZM39 243V244H38ZM50 243V244H49ZM57 243V244H56ZM59 243H60V245H59ZM81 243V244H80ZM86 244V245H84V244ZM117 243V244H118ZM140 243H142V244H145V245H143L142 246V244H140ZM163 243V244H164ZM175 243H177V244H175ZM13 244V245H12ZM21 244V245H20ZM27 244V245H26ZM35 244V245H34ZM174 244V245H173ZM181 244H182V246H181ZM37 245V246H36ZM41 245V246H40ZM43 245V246H42ZM130 245V244H129ZM175 245H177V246H175ZM132 246V245H131ZM181 246V247H180ZM22 247V248H21ZM45 247V248H44ZM166 247V248H165ZM176 247V248H175ZM177 247H179V248H177ZM11 248V249H10ZM69 248H71V250L69 249ZM63 249V250H62ZM65 249H66V251H65ZM140 249H142V250H140ZM21 250V251H20ZM59 250V251H58ZM73 250V251H72ZM166 250V251H167ZM8 251V252H7ZM9 251H10V253H9ZM19 251V252H18ZM42 251V252H41ZM62 251V252H61ZM69 251H70V253H69ZM138 251V252H139ZM26 252V253H25ZM49 252H50V255L48 256V254H49ZM63 252H64V254H63ZM144 252V251H143ZM9 253V254H8ZM40 253V254H39ZM48 253V254H47ZM75 253V254H74ZM8 254V255H7ZM17 254V255H16ZM54 254V255H53ZM11 255H13V256H11ZM43 255V256H42ZM52 255V256H51ZM2 256H4V257H2ZM26 256V257H25ZM41 256V257H40ZM45 256V257H44ZM54 256H56L57 257V259H55L56 257H54ZM6 257V258H5ZM17 257V258H16ZM20 257V258H19ZM33 257H35V258H33ZM49 257V258H48ZM10 260H9V259ZM19 258V259H18ZM66 258H68V260L66 259ZM5 260V261H3V260ZM8 259V260H7ZM26 259V260H25ZM30 259H32L31 261H30ZM50 259V260H49ZM33 260H35V261H33ZM48 260H49V262H48ZM67 260V261H66ZM70 260V261H69ZM52 261V262H51ZM69 261V262H68ZM75 262V263H74ZM73 263L74 264H78V262H80V261H78L77 260V262H76V260L74 261ZM81 263V262H80ZM259 263V261H258V259H247V260H240V261H237V260H233L232 258H226L225 260H223L222 262H220V263H216V264H258Z\"/></svg>",
	"mask_w": 264,
	"mask_h": 264
}]
</instances>
